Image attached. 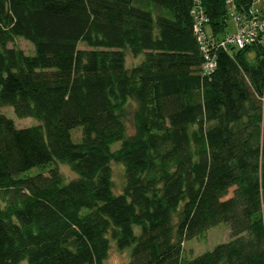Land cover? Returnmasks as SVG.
Instances as JSON below:
<instances>
[{
	"label": "trees",
	"instance_id": "1",
	"mask_svg": "<svg viewBox=\"0 0 264 264\" xmlns=\"http://www.w3.org/2000/svg\"><path fill=\"white\" fill-rule=\"evenodd\" d=\"M199 1L220 39L224 0ZM193 6L0 0V110L38 121L0 112V264H104L112 244L129 264H264V52L218 51L203 75ZM127 51L142 62L128 68ZM223 223L229 242L185 257Z\"/></svg>",
	"mask_w": 264,
	"mask_h": 264
},
{
	"label": "rangeland",
	"instance_id": "2",
	"mask_svg": "<svg viewBox=\"0 0 264 264\" xmlns=\"http://www.w3.org/2000/svg\"><path fill=\"white\" fill-rule=\"evenodd\" d=\"M252 6L259 10L261 13H264V0H252ZM234 24L229 21L227 32L230 34L235 33ZM9 47H15L25 52L27 55L34 54L33 45L25 41L23 39H17L14 44H10ZM80 49H84V45L79 46ZM143 60V56L135 57L131 54L130 51H127V67L131 68L137 64H140ZM3 114H5L8 118L14 120L17 128H28L35 125H38V121L34 118H23L19 119L16 117L14 110L11 107H5L0 110ZM81 137L80 129H75L73 131L74 140L78 141ZM120 146V143L114 144L112 147L113 150H116ZM111 167L113 170V183H114V192L119 194L123 191V185L125 183L124 178V168L121 164L112 162ZM54 168L53 166H47L45 169L42 168H34L26 175L34 176L37 173H43L44 175L49 174V170ZM58 169L60 173L64 176L66 181L73 180L77 178V175L71 171V169L63 164H58ZM137 234L139 233V229L136 230ZM231 240L230 228L227 224H220L217 227L210 229L207 232L206 238L203 239H195L192 241H188L184 244V255L186 258H194L200 256L206 252L213 250L217 245L229 242ZM130 252L131 248L126 250H118L114 244L111 245L109 255L104 264H129L130 262ZM21 264H27L25 261Z\"/></svg>",
	"mask_w": 264,
	"mask_h": 264
},
{
	"label": "built area",
	"instance_id": "3",
	"mask_svg": "<svg viewBox=\"0 0 264 264\" xmlns=\"http://www.w3.org/2000/svg\"><path fill=\"white\" fill-rule=\"evenodd\" d=\"M229 21L235 26V33L227 32L220 39L212 40L205 34L208 25L205 11L199 0H194L191 14L194 18V34L197 37L204 59V75H210L216 68V56L212 51L222 49L232 54L246 48H258L264 52V13L251 6L239 7L234 0H224Z\"/></svg>",
	"mask_w": 264,
	"mask_h": 264
},
{
	"label": "bare ground",
	"instance_id": "4",
	"mask_svg": "<svg viewBox=\"0 0 264 264\" xmlns=\"http://www.w3.org/2000/svg\"><path fill=\"white\" fill-rule=\"evenodd\" d=\"M206 18L208 19V24H209V18H208V16L206 15ZM246 49H248V48H246ZM253 49V48H252ZM254 49H258V48H254ZM242 50H244V49H242ZM218 51H224V50H222V49H218V50H215V51H213L212 52V54L213 55H217L216 53L218 52ZM240 51V50H239ZM224 52H227V51H224ZM227 53H229V52H227ZM204 64V63H203ZM203 64H202V66H201V72H202V74L204 75V67H203ZM216 67H217V57H216Z\"/></svg>",
	"mask_w": 264,
	"mask_h": 264
}]
</instances>
